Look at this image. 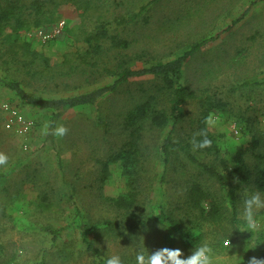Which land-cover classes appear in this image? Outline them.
<instances>
[{
  "label": "rangeland",
  "instance_id": "obj_1",
  "mask_svg": "<svg viewBox=\"0 0 264 264\" xmlns=\"http://www.w3.org/2000/svg\"><path fill=\"white\" fill-rule=\"evenodd\" d=\"M57 1L61 6L53 18H64L66 22L60 35L42 43L25 35L30 29L22 34L32 49L47 58L48 68L37 61L36 68L42 74L34 75L27 65L19 62L11 65L9 73L21 81L27 92L51 97H65L110 83L113 77L102 72V65L92 69L80 63L78 54L86 46L84 38L94 30L98 20L113 22L148 0ZM245 10L246 15L238 23L224 30ZM66 11L68 17L64 15ZM110 26V32L119 33L129 42V49L123 52L138 55V65L168 60L191 43L212 37L186 62L183 80L196 93L219 96L228 103L225 112L213 111L207 120L209 130L219 135V157L230 166L237 148L242 147L246 148L249 164L258 161V156L264 153V89L243 82L264 79V0H159L136 22L123 28L114 23ZM103 46L107 48V43ZM112 54L113 50L108 51L103 61L110 64ZM21 60L26 61L27 55L22 54ZM140 85L148 87L149 82L131 80L95 107L68 111L58 124L66 127L67 132L48 139L46 113L24 104L0 83V103L12 101L36 123L27 138L28 148L23 149L22 138L3 127L0 113V152L9 157L8 163L0 166V264H105V259L113 255L122 262L135 264L137 252L143 251L147 256L160 247H168V236L172 233L150 214L152 206L160 200L181 220L186 232L194 234L196 229L200 230L203 237L199 244L207 241L215 255L224 257L221 242L228 239V255L241 256L240 264H247L253 256L264 258L259 256L264 250V209L257 213L259 228L254 234L242 231L240 220L245 194L258 191L244 188L235 192L239 220L236 224L243 236L232 235L235 223L230 218V207L220 219H201L185 202L188 182L198 177L218 197L228 189H222L211 176L198 173L181 156L174 165L172 162L168 165L164 180L160 181L163 166L155 149L166 130L150 129L145 134L149 162L140 184V204L134 210L135 216L128 219L103 199L125 191L119 163L109 165V176L101 183L98 160L120 146L124 137L121 117L140 99ZM196 114L197 105L190 102L182 129L186 134L190 131L188 121ZM98 117L106 119V129L98 125ZM232 125L238 129L237 133ZM252 136L257 146L249 150ZM215 163L222 171V165ZM69 188L73 189L72 197ZM80 211L88 229L79 225ZM142 219L144 223H139ZM106 220L114 226L108 228ZM46 226L57 230V234L53 236L44 229ZM85 239L92 241L97 253L86 248ZM253 239L257 244L249 248ZM196 246H185L182 234L173 233V248H180L184 257ZM217 264L226 262L221 259Z\"/></svg>",
  "mask_w": 264,
  "mask_h": 264
},
{
  "label": "trees",
  "instance_id": "obj_2",
  "mask_svg": "<svg viewBox=\"0 0 264 264\" xmlns=\"http://www.w3.org/2000/svg\"><path fill=\"white\" fill-rule=\"evenodd\" d=\"M72 1L77 2V0ZM158 1L148 0L134 12L114 18L113 22L100 19L94 30L85 36L86 46L78 54L80 63L92 69L102 65V72L113 77L110 83L65 97H51L27 92L21 81L9 73V69L12 64L22 62L28 66L27 68L32 74L41 75L42 70L36 68L37 61H40L44 68H48L47 58L32 49L31 44L23 40L22 34L32 27L52 26L56 21L53 14L55 11H59L61 2L57 0H0V83L13 91L24 104L34 106L46 113L47 138L54 139L53 130L68 111L87 106L95 107L100 100L131 80H148V87L142 85L138 87L140 99L134 102L121 117L120 129L124 137L120 146L110 151L104 159L98 160L100 164L98 180L101 183L108 178L109 165L112 163H119L125 182L123 193L115 197L105 196L103 199L115 209L123 212L128 216V219L135 216L134 210L137 208V204H140V184L146 174L145 167L149 162V150L144 143L145 134L150 129L166 130L155 149V154L163 166L160 181L164 180L168 165L171 162L174 165L175 160L180 156L184 157L196 167L198 173L211 176L222 189H228L224 193L227 198L223 194L218 197L205 188L198 177H195L188 182L185 189L187 206L196 210L199 217L205 220L220 219L221 215L230 207V218L235 223V231L232 235L243 236L244 232L236 224L239 220L236 218L235 192L249 188L264 196V153L258 156L257 162L249 164L245 156L246 148L238 147L233 156V163L228 166L223 158L219 157V135L210 131L207 126L210 113L213 111L225 112L228 109L227 101L222 97L207 93L198 94L183 80V67L186 62L207 41H211L213 38L206 37L195 41L168 60H157L149 64L138 65L136 64L138 55L130 56L123 52V50L129 49V42L119 33L110 32L112 23L122 28L132 24ZM84 2L88 3L86 0ZM246 13L247 10L233 18L224 30H228L238 23ZM64 15L68 17L69 12H64ZM103 43H107V48L103 46ZM110 50H113V54L108 59L111 62L108 65L102 57L107 55ZM22 54L27 55L26 61L21 60ZM243 84L256 85L264 89V79L247 81ZM190 102L197 105V114L189 119L190 131L186 134L182 129L183 123L186 121V106ZM97 123L106 129V119L98 117ZM201 130L206 132L212 143L203 149L193 150L191 140L194 134ZM196 139L199 140L201 137L196 135ZM256 146L257 140L255 136H252L248 149L253 150ZM216 161L222 165V171L217 169ZM1 179L0 175V181ZM72 192L73 189L69 188L70 197H72ZM150 214L172 233L168 236L169 248H173L174 232L182 234L187 247H194L201 242L202 232L198 229L194 234L186 232L181 220L175 217L172 210L165 207L161 200L155 202ZM78 215L81 229H88V222L82 212H78ZM105 223L108 228L114 226L110 220H106ZM139 223H144V220H140ZM131 227L132 229L136 228L135 225H131ZM44 229L53 236L57 234V230L50 226H46ZM85 243L87 249L97 253L98 250L92 246L91 240L85 239ZM221 245L223 247L222 242ZM263 255L264 250L260 252L259 256ZM122 264L129 263L122 262Z\"/></svg>",
  "mask_w": 264,
  "mask_h": 264
},
{
  "label": "clouds",
  "instance_id": "obj_3",
  "mask_svg": "<svg viewBox=\"0 0 264 264\" xmlns=\"http://www.w3.org/2000/svg\"><path fill=\"white\" fill-rule=\"evenodd\" d=\"M67 132V128L62 124L58 125L53 134L56 136H63ZM196 135H199L201 139L197 140ZM211 140L207 137L204 130L194 134L191 144L193 150L203 149L211 145ZM9 157L0 152V166L8 163ZM264 209V198L261 193L254 192L251 194H245L243 198V210L240 214V220L242 221L241 228L247 230L250 233H256L258 231V219L257 213L259 210ZM225 249L224 257L215 255L214 248L204 241L191 251V254L184 257L180 248L160 247L156 251L149 253L147 256L143 251L137 252L135 256V264H217L221 259H224L226 264H240L242 257L233 253L228 255L229 241L226 239L222 242ZM255 239L250 242V246L256 245ZM105 264H122L119 256L113 255L105 259ZM247 264H264V258H257L255 256L250 257Z\"/></svg>",
  "mask_w": 264,
  "mask_h": 264
},
{
  "label": "built area",
  "instance_id": "obj_4",
  "mask_svg": "<svg viewBox=\"0 0 264 264\" xmlns=\"http://www.w3.org/2000/svg\"><path fill=\"white\" fill-rule=\"evenodd\" d=\"M65 25V19L59 18L49 28H32L28 30L25 35L29 39L45 43L60 35L63 32ZM0 113L2 115L3 127L22 138V147L23 149H27V138L35 129V120L25 115L16 104L9 101H2L0 103ZM232 129L235 133L238 132L235 125H232Z\"/></svg>",
  "mask_w": 264,
  "mask_h": 264
}]
</instances>
